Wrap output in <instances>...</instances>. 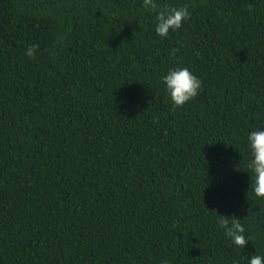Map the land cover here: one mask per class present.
I'll return each instance as SVG.
<instances>
[{"label":"trees","instance_id":"1","mask_svg":"<svg viewBox=\"0 0 264 264\" xmlns=\"http://www.w3.org/2000/svg\"><path fill=\"white\" fill-rule=\"evenodd\" d=\"M161 2L191 13L163 38L142 0H0V264L264 255L246 169L264 127V0ZM177 64L203 86L173 107L160 76Z\"/></svg>","mask_w":264,"mask_h":264},{"label":"clouds","instance_id":"2","mask_svg":"<svg viewBox=\"0 0 264 264\" xmlns=\"http://www.w3.org/2000/svg\"><path fill=\"white\" fill-rule=\"evenodd\" d=\"M141 6L147 13L154 15V31L163 38L182 27L191 13L187 5L172 6L161 0H142ZM38 48L31 44L25 49V55L33 57ZM175 50H173L174 52ZM164 91L170 98L173 107H180L195 98L202 86V79L192 71L189 65L177 64L167 68L160 76ZM247 149L250 159L246 169L250 174L252 192L256 197H264V127L257 126L247 133ZM216 223L224 230V234L236 246L244 247L251 236L246 233L240 219L229 220L225 215L217 216ZM160 264H170L169 260L161 259ZM233 264H238L233 261ZM247 264H264V255L255 254L248 258Z\"/></svg>","mask_w":264,"mask_h":264}]
</instances>
